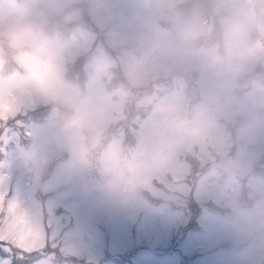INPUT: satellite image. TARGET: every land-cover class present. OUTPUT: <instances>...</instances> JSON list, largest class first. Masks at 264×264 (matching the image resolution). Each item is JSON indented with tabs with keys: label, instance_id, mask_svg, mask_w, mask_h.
<instances>
[{
	"label": "rangeland",
	"instance_id": "rangeland-1",
	"mask_svg": "<svg viewBox=\"0 0 264 264\" xmlns=\"http://www.w3.org/2000/svg\"><path fill=\"white\" fill-rule=\"evenodd\" d=\"M0 264H264V0H0Z\"/></svg>",
	"mask_w": 264,
	"mask_h": 264
},
{
	"label": "trees",
	"instance_id": "trees-1",
	"mask_svg": "<svg viewBox=\"0 0 264 264\" xmlns=\"http://www.w3.org/2000/svg\"><path fill=\"white\" fill-rule=\"evenodd\" d=\"M31 116H32V118H34L35 115L34 114H31ZM157 253H159V250H157ZM163 253H165V252H163Z\"/></svg>",
	"mask_w": 264,
	"mask_h": 264
}]
</instances>
